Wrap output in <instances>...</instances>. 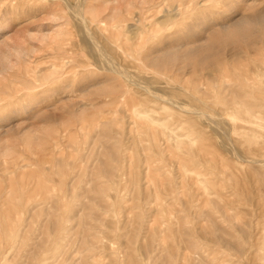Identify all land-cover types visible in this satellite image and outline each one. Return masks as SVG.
<instances>
[{"label": "rangeland", "instance_id": "374dc122", "mask_svg": "<svg viewBox=\"0 0 264 264\" xmlns=\"http://www.w3.org/2000/svg\"><path fill=\"white\" fill-rule=\"evenodd\" d=\"M138 1L93 0L102 13L89 30L139 83L185 102L190 113L166 104L156 116L182 126L170 134L131 114L141 84L88 66L74 0H0V53L36 50L0 76V131L15 152L0 157V264H264V23L241 38L225 32L264 0ZM116 10L126 23H100ZM136 54L168 63L141 72ZM54 64L66 72L61 98L46 93L36 106L29 93ZM218 113L229 148L212 130ZM22 128L51 142L27 150Z\"/></svg>", "mask_w": 264, "mask_h": 264}, {"label": "bare ground", "instance_id": "6f19581e", "mask_svg": "<svg viewBox=\"0 0 264 264\" xmlns=\"http://www.w3.org/2000/svg\"><path fill=\"white\" fill-rule=\"evenodd\" d=\"M61 1V0H60ZM143 3H149L151 4L152 1H146V0H142ZM141 0H139L138 2H142ZM255 1V0H254ZM74 5L71 7V8H67L68 11L69 9L72 11L70 12V15H72L71 17L73 18V21L75 23V26L78 30V32L81 34V38H80V41H81V44L86 48V51L84 50V53L85 55L87 56L88 55V58L91 59L92 62H90V64L88 66H90L91 68H93L96 72L99 71L100 73L103 71V73H112L114 74L115 76H113L112 78L113 79H116L117 76L119 75H122V77L124 76L126 78L127 81H132V82H137V84H141L140 86L143 87V90H145V92L142 95V97H145L144 100H139V102L134 105H132L130 107V111H131V114L133 115V117L137 118V119H140V120H143L152 130L153 129H156L157 128H161L160 126H162L164 129H166L165 132H167L168 134H170V130L174 131L175 128H182V126L180 127L179 125H177L176 127H173L172 125H166V121H164L163 123H160L158 122V118H156V116L158 115V113L160 111H164L168 108L167 105H170V106H173V107H178L180 109V111L184 112V113H190L186 110V106L185 105V102H181L177 99H175L174 97H172L171 95L167 94V93H160L161 91H158V90H152V89H155V87L152 89L147 87L149 84H148V81L144 80L146 83L145 84H142V81L141 83H139L140 79H136L135 77H133L132 73L130 74L127 70V67H129L127 64H118L117 62V58L114 57V52H112L111 50L109 51L108 50V47L109 46H106L104 45V43L102 44L101 42H99L100 39H98L97 37H94V35L92 34V32L89 30V25L88 23H94L96 21H98V18L99 16L101 15L102 13V9H101V6H95L93 5V0H74ZM160 2V1H159ZM64 3V2H63ZM133 4H129L128 6L129 7H134V2H132ZM178 3H179V6L181 5H187L189 8L190 7H195L196 3H195V0H178ZM65 4V3H64ZM67 5V4H66ZM145 5V4H144ZM153 5V4H152ZM178 5V4H177ZM147 6V5H146ZM65 8V7H64ZM120 11L121 10H116V11H112V13L109 15L108 17V20H101L100 23H102L104 25V23L106 24L107 22H111L110 24H124L125 22V19L122 17L123 15L120 14ZM72 13V14H71ZM130 14V13H129ZM129 16V15H127ZM131 16V15H130ZM64 17V16H63ZM61 17V18H63ZM60 19V18H59ZM107 19V18H106ZM58 20V19H57ZM72 21V20H71ZM169 21V20H168ZM167 21V22H168ZM254 21H259V22H263L264 23V12H260V14H257L255 16H243L240 20H238L237 22H235L233 25H234V28L230 29V27L226 28L225 29V32L226 34L229 36V37H232V38H241L242 36H245L246 33H248L245 28H244V25H247L248 27L250 26L251 27V23H253L254 25ZM104 22V23H103ZM126 23V22H125ZM257 23V22H256ZM122 24V25H123ZM161 24V23H160ZM250 24V25H248ZM121 25V26H122ZM256 25V24H255ZM264 24H262L263 26ZM99 26V30H102L101 28V25H98ZM159 26V25H158ZM129 27V26H128ZM124 28V26H123ZM104 29L106 30V27H104ZM108 29V28H107ZM116 29V28H115ZM120 29V28H118ZM130 29V28H129ZM128 29V30H129ZM249 29V28H247ZM125 30V29H124ZM128 30H125L124 33L126 32L125 34V41H132L136 38L137 34L134 35L132 34H129L127 35L129 32L133 33L132 31H128ZM119 31V30H118ZM121 31V30H120ZM138 31V30H137ZM105 32V31H104ZM134 32H136V30H134ZM139 32V31H138ZM121 33V32H120ZM123 33V32H122ZM137 33V32H136ZM141 34H144V33H141ZM93 35V36H92ZM140 35V32L139 34ZM146 35V34H145ZM121 36V35H120ZM141 36V35H140ZM36 40L39 41L40 43H44L46 41H48V37L46 35H41L39 36L36 35ZM124 37V35L122 36ZM248 36H246L247 38ZM250 37V36H249ZM108 38V37H107ZM108 40V39H107ZM112 43V41H111ZM132 44V43H131ZM133 45L135 46L136 50L135 52L138 51L137 47H136V44L133 43ZM118 50L119 49H122L120 50L123 55H126V56H129L130 53L127 52L125 49H123L121 46H118ZM82 48V47H81ZM10 54L8 55V52H7V55L6 54H1L0 53V76L3 77L4 76V72L7 70V68H10L13 69L12 67H15V63L16 61L20 60V59H23L28 52L30 53H35L36 50L34 49V47H31L30 50H27L26 47H22L20 45H15L13 48H10L9 50ZM117 54V53H116ZM13 56L17 57L18 59L16 61H12L11 58H13ZM125 56V57H126ZM135 59V61L137 62L135 64V67L138 68V69H141V72H142V69H144L145 71L152 69L151 71H154V74L156 71H163L165 69V62L168 63L166 61V59L164 60V58H161L159 57L158 59H150L149 61L147 62H144V59L147 57H145L144 59L140 56V54H136V55H133ZM206 56V55H205ZM121 57V56H120ZM123 57V56H122ZM132 57V55H131ZM207 57V56H206ZM210 57V56H209ZM116 58V59H115ZM174 58V57H173ZM168 60V59H167ZM176 60V59H175ZM200 60V59H199ZM89 61V60H88ZM118 64H116V62ZM169 61V60H168ZM134 62V61H133ZM79 64V63H78ZM132 65V64H131ZM207 66V65H206ZM3 68H6L5 70H3ZM73 68V67H72ZM71 68V69H72ZM212 68V67H211ZM75 69V67L73 68ZM91 70V69H90ZM93 70V71H94ZM208 70V68H207ZM88 71V70H87ZM92 71V70H91ZM90 71V72H91ZM92 71V72H93ZM94 71V72H95ZM42 72V71H40ZM93 72V73H94ZM95 72V73H96ZM209 72V71H208ZM47 73V72H46ZM74 75L75 72H73ZM92 73V74H93ZM152 73V72H151ZM177 73H180L182 74L181 71L177 72ZM212 73V72H210ZM66 72L62 71L60 69L59 66H57L56 64L53 65V68L49 69L48 71V74H45L41 77L40 79V82H38V84H36V86H31L33 91L31 92V89H30V92L29 93L30 95H32V99H38L35 103V105L37 106V104L41 103L42 101L46 100L45 98L46 97H43L45 96L46 93H49L51 94V97L53 98V96L56 98L57 97H60V92H61V88L58 87V85H61V83L63 81H65V78H67L65 76ZM87 74V73H85ZM89 74V73H88ZM90 73V75H92ZM97 74V73H96ZM159 74V72L157 73ZM3 75V76H2ZM73 75V77H75ZM89 75V76H90ZM41 76V75H40ZM72 77V78H73ZM84 77V76H83ZM123 77V78H124ZM207 77V76H206ZM208 78V77H207ZM39 79V78H38ZM74 79V78H73ZM143 80V79H142ZM36 81V79L33 80V82ZM131 83V82H130ZM150 83V82H149ZM32 84V83H31ZM33 84V85H34ZM135 84V83H134ZM152 84V83H151ZM128 85V84H127ZM69 86V85H68ZM129 86V85H128ZM61 87V86H60ZM67 87V86H65ZM63 88V87H62ZM68 88V87H67ZM111 87H107L106 86H103V87H100L97 89V93H101V94H106L108 92V90L110 89ZM172 88V87H171ZM66 88H64L65 90ZM175 89V88H174ZM188 89V88H187ZM196 89V92L193 88V91L192 89H189V93H191L190 95H192V97H194L195 99H199L198 95H196V93L198 92V89ZM185 90V89H184ZM12 91V90H11ZM63 91V90H62ZM187 91V90H186ZM187 91V92H188ZM114 90H112L111 94H114ZM123 93H125L123 91ZM139 93V92H138ZM18 95V94H17ZM123 96V94H122ZM209 96V95H208ZM40 97H43V98H40ZM129 97V96H128ZM8 98V97H7ZM49 98V97H48ZM125 98V97H124ZM127 98V97H126ZM202 98V97H201ZM209 98V97H208ZM10 99V98H9ZM129 99V98H128ZM203 99V98H202ZM201 99V100H202ZM59 99L57 98L55 101L57 102ZM200 100V99H199ZM205 100V99H204ZM127 101V100H126ZM5 102V101H4ZM129 102V101H128ZM137 102V101H136ZM207 103V102H206ZM167 104V105H166ZM158 105V106H157ZM142 106L146 107L147 109H143ZM35 107V106H34ZM235 107V106H233ZM23 108H25L24 112H29L33 109V107H28V106H24ZM22 108V109H23ZM177 108V109H178ZM244 108V107H243ZM178 109V110H179ZM210 109V108H208ZM18 110V109H17ZM20 110V109H19ZM229 110V108H228ZM227 110V111H228ZM264 110V108H263ZM238 111V110H237ZM244 112L247 113V111H245L243 109ZM22 112V111H21ZM21 112L19 114H21ZM170 112V111H169ZM179 112V111H178ZM230 112V111H229ZM250 112V111H249ZM248 112V114H249ZM16 113V112H15ZM180 113V112H179ZM256 114V112H254ZM259 113V112H258ZM18 114V115H19ZM168 114V113H167ZM171 114V113H170ZM210 114V113H208ZM226 114V112H225ZM232 114V113H230ZM244 114V113H243ZM247 114V115H248ZM250 114H253L250 113ZM249 114V117H252L250 116ZM15 115V114H14ZM173 115V114H172ZM235 115V114H234ZM159 116V115H158ZM162 116V115H161ZM181 116V115H179ZM206 117V115H204ZM257 116V115H256ZM255 116V117H256ZM16 117V116H15ZM209 117V116H208ZM246 117V116H245ZM263 117V116H261ZM164 118V117H163ZM166 118V116H165ZM182 118V116L180 117ZM207 118V117H206ZM222 118V116L218 113V116L212 118L213 119V124H214V128L212 129L213 132L220 138H222V142L223 144L225 145V147H230L231 145V139L229 138V134L228 132L232 131V127H230L229 129H226V127H224L226 125V122H224V119L223 123L222 120H218ZM264 118V117H263ZM168 119V118H167ZM208 119V118H207ZM226 119V118H225ZM231 119V118H230ZM229 121H232L230 120ZM250 119V118H249ZM235 120V119H234ZM233 120V121H234ZM253 120V118H252ZM264 120V119H262ZM171 121V120H170ZM176 121V120H175ZM217 121V122H216ZM168 122V121H167ZM182 122V121H181ZM235 123H240L239 121H234ZM178 123V122H177ZM176 123V124H177ZM230 123V122H229ZM232 123V122H231ZM252 123V122H251ZM182 124V123H181ZM242 124V123H240ZM230 125V124H229ZM245 125V124H243ZM186 126V125H185ZM228 127V125H226ZM247 126V125H246ZM252 126V125H251ZM257 126V125H256ZM260 126V125H258ZM261 127V126H260ZM145 128V127H144ZM264 128V127H263ZM262 128V129H263ZM179 129V130H180ZM25 128H22L21 130H18L16 133L19 137V140L21 141L22 145L24 146L25 149H43L44 146L50 141V140H46L45 138H40L38 135H35L33 132H28L27 130H25ZM56 130H54L55 132ZM147 131V130H146ZM160 131V130H159ZM152 132V131H151ZM53 133V131H52ZM52 133H48L47 136L48 138H53V135H51ZM154 133V132H153ZM184 133V132H183ZM6 135V133L3 132V130L1 129L0 131V157L4 158V159H9V157H13L14 156V147L12 146V144H9V139L7 138V136H3V135ZM152 134V133H151ZM245 134V133H244ZM247 134V133H246ZM160 135V134H159ZM162 135V134H161ZM173 135V134H172ZM155 136V135H154ZM174 136V135H173ZM171 136V137H173ZM249 136V135H248ZM153 137V136H152ZM158 137V136H157ZM258 137V136H257ZM54 139V138H53ZM164 139H166V137L164 136ZM179 141V139H177ZM171 141V140H169ZM188 141V140H187ZM190 141V140H189ZM51 142V141H50ZM54 142V140H53ZM185 142V141H184ZM196 142V141H195ZM233 142V141H232ZM171 143V142H170ZM169 143V144H170ZM194 143V142H193ZM181 144V143H180ZM182 145V144H181ZM171 146V145H170ZM233 146V145H232ZM173 147V146H172ZM178 147V146H176ZM224 147V148H225ZM228 147V148H229ZM178 149V148H177ZM234 155V154H233ZM16 156V154H15ZM18 156V155H17ZM20 158V157H19ZM17 158V160L19 159ZM23 159V157H22ZM6 162V160H5ZM198 175V174H197ZM197 177V176H196ZM200 176H198L199 178ZM201 182V180H200ZM206 182V181H204ZM202 183V182H201ZM206 184V183H204ZM207 186V185H206ZM207 188V187H206ZM204 189V188H203ZM263 252V251H261ZM264 255V253H263ZM168 258V257H167ZM263 263V262H262Z\"/></svg>", "mask_w": 264, "mask_h": 264}]
</instances>
